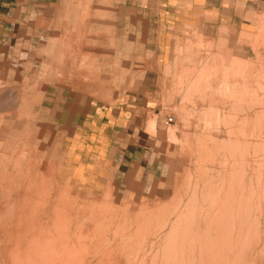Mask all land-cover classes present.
I'll use <instances>...</instances> for the list:
<instances>
[{"label":"rangeland","instance_id":"374dc122","mask_svg":"<svg viewBox=\"0 0 264 264\" xmlns=\"http://www.w3.org/2000/svg\"><path fill=\"white\" fill-rule=\"evenodd\" d=\"M46 12L58 16L12 39L0 65V264H264V11L231 43L201 46L198 64L179 58L174 81L145 83L167 176L142 197L82 192L65 160L78 126L153 68L141 20L119 0Z\"/></svg>","mask_w":264,"mask_h":264},{"label":"crops","instance_id":"0c3cea01","mask_svg":"<svg viewBox=\"0 0 264 264\" xmlns=\"http://www.w3.org/2000/svg\"><path fill=\"white\" fill-rule=\"evenodd\" d=\"M68 1L0 0V65H5L12 39L17 43L27 28L38 27L40 18L58 16L46 11ZM119 1L135 19L141 20L135 33L142 34L144 51H151L153 68L143 70L144 84L135 96L117 107L89 115L78 126L70 135L65 160L70 177L82 192L100 194L114 189L142 197L167 176L166 128L158 122L157 136L149 133L150 115L153 111L160 113L162 106L145 83L174 81V76H168L177 74L179 58L185 65L193 66L202 56L201 46L210 47L225 40L231 43L236 36L250 31L264 11V0ZM70 41L66 38L68 45ZM70 45L69 49L83 47ZM178 50L184 53L179 56ZM157 141L158 148L154 146ZM152 155L155 158L151 159Z\"/></svg>","mask_w":264,"mask_h":264},{"label":"bare ground","instance_id":"6f19581e","mask_svg":"<svg viewBox=\"0 0 264 264\" xmlns=\"http://www.w3.org/2000/svg\"><path fill=\"white\" fill-rule=\"evenodd\" d=\"M17 173H18V172H17ZM7 193H8V192H7ZM66 198H67V197H66ZM13 204H14V203H13ZM13 204H12V205H13ZM34 206H35V205H34ZM24 210H25V209H24ZM105 221H106V220H105ZM100 232H101V231H100ZM35 242H36V241H35ZM133 246H134V245H133ZM213 248H214V247H213ZM207 250H208V249H207ZM209 250H210V249H209ZM52 253H53V252H52ZM54 253H55V252H54ZM57 253H58V252H57ZM59 253H60V252H59ZM47 254H48V253H47ZM70 254H71V253H70ZM42 255H43V254H42ZM56 255H57V254H56ZM77 255H78V254H77ZM46 256H48V255H46ZM46 256H45V257H46ZM66 256H67V255H66ZM34 257H35V256H34ZM38 257H39V256H38ZM41 257H42V256H41ZM48 257H49V256H48ZM64 257H65V256H64ZM77 257H79V256H77ZM77 257H76V258H77ZM35 258H36V257H35ZM79 258H80V257H79ZM36 259H37V258H36ZM42 259H44V258L42 257ZM42 259H40V260H42ZM45 259H46V258H45ZM65 259H66V258H65ZM70 259H71V258H70ZM48 260H49V258H48ZM77 260H78V259H77ZM36 261H37V260H36ZM45 261H46V260H45ZM53 261H54V260H53ZM24 262H25V261H24ZM27 262H28V261H26V263H27ZM29 262H30V261H29ZM37 262H38V261H37ZM40 262H41V261H40ZM46 262H47V261H46ZM18 263H19V262H18ZM21 263H22V262H21ZM33 263H34V262H33ZM48 263H49V262H48ZM53 263H55V262H53ZM69 263H70V262H69ZM19 264H20V263H19ZM23 264H25V263H23ZM28 264H29V263H28ZM34 264H35V263H34ZM38 264H39V263H38ZM42 264H44L43 261H42ZM45 264H46V263H45ZM71 264H72V263H71Z\"/></svg>","mask_w":264,"mask_h":264}]
</instances>
